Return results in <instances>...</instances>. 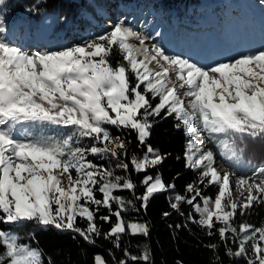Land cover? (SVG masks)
I'll return each instance as SVG.
<instances>
[{
    "label": "trees",
    "instance_id": "trees-1",
    "mask_svg": "<svg viewBox=\"0 0 264 264\" xmlns=\"http://www.w3.org/2000/svg\"><path fill=\"white\" fill-rule=\"evenodd\" d=\"M257 18L253 7L232 0H0V39L9 42L17 35L49 52L26 54L22 61L2 54L7 72L35 91L64 90L73 62L46 68L43 75L40 65L56 52L98 45V58L112 71L124 70L129 92L137 89L145 96L138 116L149 131L142 140L128 124L105 121L101 131H88L71 120L25 117L32 111L30 94L21 92L17 119L0 114L10 137L5 152L16 165L40 160L67 167L75 178L92 175V194L84 200L92 215L78 213L70 225L38 217L7 221L0 205V264L12 260L1 231L38 248L37 264H97V254L107 264H258L264 254V182L250 205L230 206L226 182L210 168L211 152L192 150L200 143L195 133H203L234 171L264 176V101L251 110L227 104L214 115L198 84L190 83L185 91L193 96L192 112L181 114L158 88L161 72L136 62L126 31L117 27L120 20L143 32L158 50L183 62L216 65L247 54L227 50L226 35L248 42L253 34H264ZM154 152L160 159L151 158ZM157 176L167 187L145 197L148 182ZM104 183L121 185L107 202ZM219 195L227 217L205 222L197 204ZM120 219L124 230L111 232ZM131 221L138 223L137 231L130 229Z\"/></svg>",
    "mask_w": 264,
    "mask_h": 264
},
{
    "label": "rangeland",
    "instance_id": "rangeland-1",
    "mask_svg": "<svg viewBox=\"0 0 264 264\" xmlns=\"http://www.w3.org/2000/svg\"><path fill=\"white\" fill-rule=\"evenodd\" d=\"M232 1L253 7L260 17V20L257 19L264 25V0H259L261 3H258V0ZM108 23L112 25L114 22L109 20ZM117 27L126 31L135 50L136 62L148 70L157 69L161 72L157 79L158 88L166 94L169 107L181 113L192 112V97L185 91V87L190 83H197L201 94H206V104H210L214 115L223 111L227 103L241 102L251 110L256 103L264 101V34H253V39L248 42L244 41L243 37L234 40L232 35L228 34L226 49L247 54L233 61L198 67L176 59L169 53L161 52L143 32L130 29L120 20ZM38 44L36 46L23 42L17 35L9 42L1 38L0 57L6 54L12 59L22 61L26 54L33 57L48 55L46 45ZM101 50L98 45L82 44L74 51L65 50L51 54L50 59L40 65L42 75L45 74L46 68L55 69L67 59L73 62L68 75L69 83L64 90L59 91L33 90L18 76L7 72L0 58V114L9 113L14 118L20 93L27 92L30 94L32 111L29 116L24 114L25 117L45 119L54 123L71 120L88 131H101L105 121L128 124L135 127L140 139L144 140L149 134L148 124L138 113L146 98L137 89L133 90V94L129 92L124 70L112 71L103 57L98 58ZM231 95L236 99H231ZM202 135L205 134L195 133L200 143L192 152H211V167L216 176L228 186L230 206L250 205L260 192L264 176H256L253 170L234 171L233 167L217 155L211 140L208 137L202 138ZM9 140L8 132L0 124V205L6 212L7 221L19 222L25 218L38 217L42 222H66L70 225L71 218L78 213L91 217V210L84 200H88L92 194V175L75 178L67 167L40 160L16 165L5 152V144ZM151 158L158 160L160 156L154 152ZM120 186L118 183H104L101 187L103 200L107 202L115 198L113 191ZM166 187L167 184L157 176L148 182L144 196ZM222 199V195L216 198L205 196L202 204H197L205 222H209L212 216L227 217V203ZM64 216H68L69 220L66 221ZM129 227L133 231L139 229L135 221H131ZM124 228L120 219L111 232H119ZM260 231L264 236V229ZM1 233L12 256L10 264L38 263V248L19 243L14 232ZM96 262L107 264L101 254H97ZM258 264H264V254Z\"/></svg>",
    "mask_w": 264,
    "mask_h": 264
},
{
    "label": "clouds",
    "instance_id": "clouds-1",
    "mask_svg": "<svg viewBox=\"0 0 264 264\" xmlns=\"http://www.w3.org/2000/svg\"><path fill=\"white\" fill-rule=\"evenodd\" d=\"M199 67V66H198ZM203 68V67H202ZM188 86V85H187ZM190 95V94H189ZM193 97V96H192ZM231 99H236V97L234 96V95H232V97H230ZM206 99V98H205ZM227 104H229V103H227ZM226 104V105H227ZM230 105H243L241 102H240V104H230ZM226 107V106H225ZM214 148V147H213ZM216 151V150H215Z\"/></svg>",
    "mask_w": 264,
    "mask_h": 264
},
{
    "label": "bare ground",
    "instance_id": "bare-ground-1",
    "mask_svg": "<svg viewBox=\"0 0 264 264\" xmlns=\"http://www.w3.org/2000/svg\"><path fill=\"white\" fill-rule=\"evenodd\" d=\"M181 113V112H180ZM181 114H185V115H190V113H181ZM193 153H195V152H193ZM192 159H194V157H191ZM191 158H190V161H191ZM211 169H212V172H215L214 170H213V168L211 167ZM216 173V172H215ZM217 177V176H216Z\"/></svg>",
    "mask_w": 264,
    "mask_h": 264
},
{
    "label": "crops",
    "instance_id": "crops-1",
    "mask_svg": "<svg viewBox=\"0 0 264 264\" xmlns=\"http://www.w3.org/2000/svg\"><path fill=\"white\" fill-rule=\"evenodd\" d=\"M242 83V82H241ZM205 98L207 97L206 94L203 95ZM230 97V96H229Z\"/></svg>",
    "mask_w": 264,
    "mask_h": 264
}]
</instances>
